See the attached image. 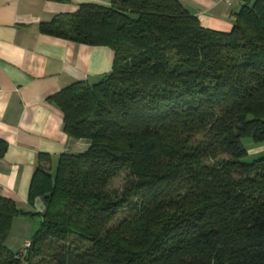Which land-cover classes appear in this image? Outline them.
I'll list each match as a JSON object with an SVG mask.
<instances>
[{
  "label": "trees",
  "instance_id": "1",
  "mask_svg": "<svg viewBox=\"0 0 264 264\" xmlns=\"http://www.w3.org/2000/svg\"><path fill=\"white\" fill-rule=\"evenodd\" d=\"M40 31L114 61L53 96L88 145L53 167L38 156L27 201L45 209L17 254L8 230L31 212L0 196V264H264V154L247 162L242 143L264 142V0H243L228 32L178 0L81 3Z\"/></svg>",
  "mask_w": 264,
  "mask_h": 264
},
{
  "label": "crops",
  "instance_id": "2",
  "mask_svg": "<svg viewBox=\"0 0 264 264\" xmlns=\"http://www.w3.org/2000/svg\"><path fill=\"white\" fill-rule=\"evenodd\" d=\"M111 0H0V139L7 145L0 159V196L19 209L35 210L27 201L38 156L53 167L64 152L80 153L87 141L70 138L62 114L52 102L61 89L92 84L107 74L114 53L50 36L40 24L75 12L81 3L109 5ZM203 27L228 32L243 0H178ZM248 157L264 154V142L243 138Z\"/></svg>",
  "mask_w": 264,
  "mask_h": 264
},
{
  "label": "rangeland",
  "instance_id": "3",
  "mask_svg": "<svg viewBox=\"0 0 264 264\" xmlns=\"http://www.w3.org/2000/svg\"><path fill=\"white\" fill-rule=\"evenodd\" d=\"M250 160V156L246 158L247 162ZM123 183L124 174H121L119 177L110 182L108 190L120 191ZM29 212H31L32 215L28 214L24 216H15L11 221L5 246L14 254L24 250L25 244L32 239L37 227L39 226V215L35 214V210H30Z\"/></svg>",
  "mask_w": 264,
  "mask_h": 264
},
{
  "label": "water",
  "instance_id": "4",
  "mask_svg": "<svg viewBox=\"0 0 264 264\" xmlns=\"http://www.w3.org/2000/svg\"><path fill=\"white\" fill-rule=\"evenodd\" d=\"M34 207L37 210V212H43L45 209V204L42 201V199L40 197H37L34 201Z\"/></svg>",
  "mask_w": 264,
  "mask_h": 264
},
{
  "label": "built area",
  "instance_id": "5",
  "mask_svg": "<svg viewBox=\"0 0 264 264\" xmlns=\"http://www.w3.org/2000/svg\"><path fill=\"white\" fill-rule=\"evenodd\" d=\"M225 4H231L233 0H222ZM25 246H28V243L25 244Z\"/></svg>",
  "mask_w": 264,
  "mask_h": 264
}]
</instances>
